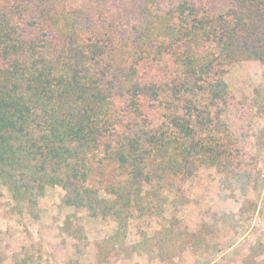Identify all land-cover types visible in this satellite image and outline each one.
<instances>
[{
  "label": "trees",
  "instance_id": "obj_1",
  "mask_svg": "<svg viewBox=\"0 0 264 264\" xmlns=\"http://www.w3.org/2000/svg\"><path fill=\"white\" fill-rule=\"evenodd\" d=\"M58 1L0 0V179L16 200L31 206L45 186L73 183L72 205L119 219L122 201L154 178L178 184L201 164L247 169L222 74L240 57L264 61V0H229L224 11L199 0H93L76 11ZM171 57V95H148L159 119L121 129L112 95L128 93L142 114L141 62L155 70ZM249 104L264 116V86ZM100 158L129 168L107 190L114 200L84 185Z\"/></svg>",
  "mask_w": 264,
  "mask_h": 264
},
{
  "label": "rangeland",
  "instance_id": "obj_2",
  "mask_svg": "<svg viewBox=\"0 0 264 264\" xmlns=\"http://www.w3.org/2000/svg\"><path fill=\"white\" fill-rule=\"evenodd\" d=\"M92 2L59 0L58 4L76 11ZM199 3L224 11L229 0ZM213 51L220 49L215 46ZM141 63L143 76L154 81H145V97L137 100L142 114L133 110L128 93L112 95L120 128L128 121L133 124H127L129 133L136 130L134 123L142 121L140 115L159 119L151 106L156 100L148 95L155 89L159 99L167 100L178 72L174 57L162 60L167 68L154 70L148 60ZM222 79L235 98L230 104L233 113L239 115L228 125L246 132L247 169L224 173L215 165L201 164L178 184L154 178L143 183L139 195L122 201L119 219L72 205L73 183L45 186L30 206L16 200L0 179V264H264V116L249 104L254 89L264 86V61L240 57L228 65ZM38 132L36 128L34 135ZM94 165L84 185L114 200L107 190L121 182L129 168L101 158Z\"/></svg>",
  "mask_w": 264,
  "mask_h": 264
}]
</instances>
